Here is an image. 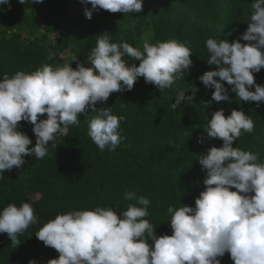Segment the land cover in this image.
I'll return each instance as SVG.
<instances>
[{
    "label": "clouds",
    "instance_id": "9594fccd",
    "mask_svg": "<svg viewBox=\"0 0 264 264\" xmlns=\"http://www.w3.org/2000/svg\"><path fill=\"white\" fill-rule=\"evenodd\" d=\"M81 2L88 19L101 9L125 15L142 12L144 7V0ZM5 4L10 10V0H0V5ZM247 23L246 31L232 42L216 37L206 40L207 63L216 66L199 77L214 89L206 107L230 100L224 82L239 103L264 102V85L254 75L264 69V0H253ZM128 27L124 26L125 31ZM96 38L86 62L77 63L76 68L74 56L62 65L45 63L31 72L4 73L0 78V179L5 171L22 168L25 156L43 159L49 144L56 147L57 138L66 136L68 126L78 125L80 114L89 109L95 115L87 119V135L101 152L115 151L122 139L123 117L113 114L111 106L97 108V103L107 102L114 92L131 91L140 77L163 93L183 79L192 65L190 48L176 39L151 43L145 37L141 48L123 37L113 42L107 31ZM125 57L139 61V66H128ZM196 91L193 88V95ZM186 93L177 92L170 105L173 110L182 101H192L193 96ZM44 114L47 118L41 119ZM20 121L34 125V147H29L32 139L19 130ZM254 130L252 117L243 109L233 108L227 116L224 108L211 113L204 132L208 139L223 143L198 155L205 176L195 206L182 203L167 208L171 235L157 236V225L147 219L151 200L126 190L125 199L135 202L120 213L103 206L73 209L44 223L35 236L59 253L46 264H221L226 253L234 264H264V161L259 153L233 146L242 132ZM38 223L29 202L9 203L0 210V233H6L13 246L20 245L18 235ZM28 264L38 262L31 259Z\"/></svg>",
    "mask_w": 264,
    "mask_h": 264
},
{
    "label": "trees",
    "instance_id": "16d2710c",
    "mask_svg": "<svg viewBox=\"0 0 264 264\" xmlns=\"http://www.w3.org/2000/svg\"><path fill=\"white\" fill-rule=\"evenodd\" d=\"M10 2V10L7 4L0 5V78L4 73L31 72L45 63L62 65L74 56L77 60L72 66L76 68L77 63L86 62L96 46V36L106 31L113 42L123 37L141 48L145 37L151 43L176 39L193 55L184 78L163 93L140 77L131 91L114 92L107 102L97 103V108L111 106L113 114L123 117L119 129L122 139L115 151L101 152L87 135V119L95 115L89 109L80 114L78 125L68 126L66 136L57 138L56 147L49 144L43 159L25 156L22 168L5 171L0 179V210L9 203L19 206L22 201L29 202L39 223L18 235V247L6 233H0V264H28L31 259L46 264L58 258L55 249L36 238V231L58 213L73 209L103 206L120 213L135 202L125 199L126 190L147 196L151 200L147 219L157 225L156 235H171L167 208L181 207L182 203L195 206L205 176L198 155L212 145L222 146L221 139H208L204 132L211 113L220 108L226 116L235 108L252 117L254 132H242L233 146L259 153L264 161V102L239 103L224 82L230 100L206 107L214 89L199 79L216 69L207 63L206 40L216 37L232 42L244 33L253 0H144L142 12L124 15L101 9L93 12L92 19L85 16L81 0ZM125 25L129 26L127 31ZM125 59L128 66H139V61ZM254 75L256 82L264 85V69ZM193 88L197 89L194 95ZM181 89L193 99L182 101L173 110L170 105ZM40 118H47V114ZM33 127L19 122V130L33 141L29 147L36 142ZM202 137L204 142H198ZM221 264L234 262L226 253Z\"/></svg>",
    "mask_w": 264,
    "mask_h": 264
}]
</instances>
